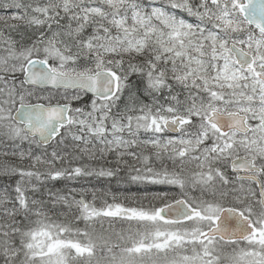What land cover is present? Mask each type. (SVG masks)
I'll return each instance as SVG.
<instances>
[{
	"label": "snow or ice",
	"instance_id": "6c2138e0",
	"mask_svg": "<svg viewBox=\"0 0 264 264\" xmlns=\"http://www.w3.org/2000/svg\"><path fill=\"white\" fill-rule=\"evenodd\" d=\"M0 264H264V0H0Z\"/></svg>",
	"mask_w": 264,
	"mask_h": 264
},
{
	"label": "trees",
	"instance_id": "16d2710c",
	"mask_svg": "<svg viewBox=\"0 0 264 264\" xmlns=\"http://www.w3.org/2000/svg\"><path fill=\"white\" fill-rule=\"evenodd\" d=\"M83 185L89 191L92 189L107 190L109 192H115L121 199L129 193H125L124 188L126 187L122 182H118L117 179H107V178H85L79 181L77 186ZM62 184H59L58 187H62ZM133 193H135V188H133Z\"/></svg>",
	"mask_w": 264,
	"mask_h": 264
},
{
	"label": "rangeland",
	"instance_id": "374dc122",
	"mask_svg": "<svg viewBox=\"0 0 264 264\" xmlns=\"http://www.w3.org/2000/svg\"><path fill=\"white\" fill-rule=\"evenodd\" d=\"M87 189V188H86ZM117 227H119V225H117Z\"/></svg>",
	"mask_w": 264,
	"mask_h": 264
}]
</instances>
